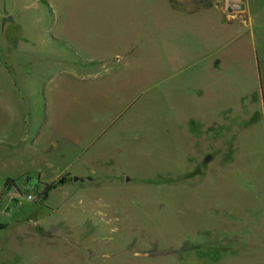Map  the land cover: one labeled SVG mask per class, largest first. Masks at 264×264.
<instances>
[{
	"label": "rangeland",
	"instance_id": "1",
	"mask_svg": "<svg viewBox=\"0 0 264 264\" xmlns=\"http://www.w3.org/2000/svg\"><path fill=\"white\" fill-rule=\"evenodd\" d=\"M165 1L0 0V264H264V0Z\"/></svg>",
	"mask_w": 264,
	"mask_h": 264
},
{
	"label": "crops",
	"instance_id": "2",
	"mask_svg": "<svg viewBox=\"0 0 264 264\" xmlns=\"http://www.w3.org/2000/svg\"><path fill=\"white\" fill-rule=\"evenodd\" d=\"M227 0H166L169 10L178 15H195L210 8L221 10L218 3L226 2ZM228 11V10H227ZM222 13V12H221ZM257 78V77H256ZM258 91H256L255 104L259 108V117L262 125L263 144H264V74L260 76L258 83Z\"/></svg>",
	"mask_w": 264,
	"mask_h": 264
},
{
	"label": "trees",
	"instance_id": "3",
	"mask_svg": "<svg viewBox=\"0 0 264 264\" xmlns=\"http://www.w3.org/2000/svg\"><path fill=\"white\" fill-rule=\"evenodd\" d=\"M67 182V176L65 175H61L58 178H56L53 182L50 183H43L42 186V190L39 193V197L44 200L46 198V195L48 192H50L51 190L62 186L63 184H65ZM11 183V184H10ZM12 185V182L10 180H7L6 184H4V188H10V186ZM2 228V226L0 225V229Z\"/></svg>",
	"mask_w": 264,
	"mask_h": 264
},
{
	"label": "built area",
	"instance_id": "4",
	"mask_svg": "<svg viewBox=\"0 0 264 264\" xmlns=\"http://www.w3.org/2000/svg\"><path fill=\"white\" fill-rule=\"evenodd\" d=\"M31 189H32L31 187L25 186V190H24L25 195H26L25 198L28 200L32 199L31 195L29 194V190Z\"/></svg>",
	"mask_w": 264,
	"mask_h": 264
},
{
	"label": "water",
	"instance_id": "5",
	"mask_svg": "<svg viewBox=\"0 0 264 264\" xmlns=\"http://www.w3.org/2000/svg\"><path fill=\"white\" fill-rule=\"evenodd\" d=\"M74 181H76V178H73Z\"/></svg>",
	"mask_w": 264,
	"mask_h": 264
}]
</instances>
